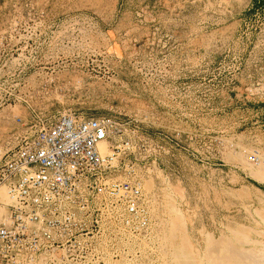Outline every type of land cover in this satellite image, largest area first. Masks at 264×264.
Segmentation results:
<instances>
[{
  "label": "rangeland",
  "instance_id": "374dc122",
  "mask_svg": "<svg viewBox=\"0 0 264 264\" xmlns=\"http://www.w3.org/2000/svg\"><path fill=\"white\" fill-rule=\"evenodd\" d=\"M256 1L196 0L184 13L179 0H0V27L21 28L0 32V41L20 44V63L7 67L23 75L14 87L23 94L0 109V149L16 141L15 116L62 110L131 114L158 137L195 129L199 158L169 150L151 171L159 170L152 188L162 196L168 264H213L227 254L214 245L224 239L262 257L264 181L253 176L260 165L247 154L264 152V93L243 91L251 69L233 90L208 80L225 48L239 51L232 32L264 2ZM175 208L185 225L171 233Z\"/></svg>",
  "mask_w": 264,
  "mask_h": 264
},
{
  "label": "built area",
  "instance_id": "2783aa9c",
  "mask_svg": "<svg viewBox=\"0 0 264 264\" xmlns=\"http://www.w3.org/2000/svg\"><path fill=\"white\" fill-rule=\"evenodd\" d=\"M233 40L239 51L225 48L208 80L233 90L251 69L243 91L263 94L264 2L240 19ZM18 48L0 41V109L23 94L14 90L21 71L7 67L20 63ZM15 122L16 141L0 155V264H166L156 202L142 180L169 150L199 158L195 129L173 127L158 137L131 114L74 110ZM247 157L264 167V152Z\"/></svg>",
  "mask_w": 264,
  "mask_h": 264
},
{
  "label": "bare ground",
  "instance_id": "6f19581e",
  "mask_svg": "<svg viewBox=\"0 0 264 264\" xmlns=\"http://www.w3.org/2000/svg\"><path fill=\"white\" fill-rule=\"evenodd\" d=\"M2 152V150L0 149V153ZM232 156V155H231ZM242 159V158H241ZM248 159V158H247ZM243 160V159H242ZM242 162V161H241ZM244 163V162H243ZM252 163V162H251ZM259 165V164H258ZM251 167H252V165H251ZM156 170H154L155 172L153 173V175H151V173H150V175H148L146 178H144L143 180H142V185H143V187L153 196V198H154V202H156L155 204H154V217H155V224H156V229H157V231H156V233H157V237H158V239L160 240V242H161V225L159 224V216H161L159 213H160V209H161V198H162V196L160 195V188L159 187H157L156 188V190L155 189H153L152 187H153V182H154V178H155V174L159 171L157 168H155ZM252 170V169H251ZM252 173H254V175L253 176H255V177H258L259 178V180L261 179V180H263L264 181V167L263 166H259L258 168L256 167V170L255 171H253ZM156 191V192H155ZM181 196V195H180ZM0 197L3 199V200H6V193H5V191L3 190V189H0ZM171 199V198H170ZM169 205V204H168ZM175 205H173V207H174ZM173 207H172V209H173ZM162 211H163V209H162ZM166 211V210H165ZM164 213V212H163ZM165 214H167V213H165ZM264 215V214H263ZM163 219H165V218H163ZM263 219V218H262ZM168 222V221H167ZM169 222H170V226H171V228H170V226H169V228L170 229H168L169 231H171V233H174V232H176V231H181V232H183V229H184V225H185V220L181 217V215H180V213L178 212V209L176 210V208H175V211L174 212H172V214L169 216ZM160 226V227H159ZM241 232V231H240ZM170 233V234H171ZM178 233V232H177ZM164 234V233H163ZM170 234L168 235V236H170ZM237 234H238V232H237ZM240 234V233H239ZM260 234V233H259ZM241 235V234H240ZM179 236V235H178ZM173 237H174V235H173ZM181 237H182V235H181ZM186 237V236H185ZM178 238V237H177ZM184 238V237H183ZM211 238V237H210ZM210 238H209V240H210ZM164 240H165V236H164V238H163ZM162 239V240H163ZM169 240L170 239H172V238H168ZM174 239H175V237H174ZM248 239V238H247ZM187 240V239H186ZM208 240V241H209ZM166 241V240H165ZM229 241V240H228ZM228 241L227 242H225V239H224V241H218L216 244H214L215 246H220V248H222V249H224V250H227L226 252H227V254H225L224 256H220L219 258H217L216 256H214L215 258H217V259H219V260H214V259H212L210 256H209V258L210 259H212L214 262H212V260H210L211 262L210 263H213V264H264V255L262 254V257H259V256H257L256 255V253H254V250H253V247H250V248H248V250L246 251V249H241V250H239V249H235L233 246H231V245H229V247H228V244H230V243H228ZM239 241V240H238ZM186 243L188 242V241H185ZM169 243H171V241L169 242ZM172 243H173V240H172ZM228 243V244H227ZM161 244H163L162 242H161ZM182 244V243H181ZM188 244V243H187ZM218 244V245H217ZM247 244V243H246ZM171 245V244H170ZM189 245V244H188ZM245 245V244H244ZM173 246V245H172ZM183 246V245H182ZM181 246V247H182ZM184 246H185V244H184ZM183 246V247H184ZM187 246V245H186ZM232 248H231V247ZM252 246V245H251ZM191 247V246H190ZM210 247V246H209ZM262 249H264V246L262 245ZM170 248V247H169ZM217 248V247H216ZM176 249V248H175ZM179 249V248H178ZM177 249V250H178ZM207 249V248H206ZM211 249V248H210ZM218 249V248H217ZM162 250H164V252H165V254H166V264H168V257H167V253H166V251H167V248H166V246H164V248H162ZM183 250V249H182ZM257 250H259V249H257ZM257 250H256V252H257ZM261 250V249H260ZM191 251V250H190ZM209 251V250H208ZM207 251V252H208ZM217 250H215V252H216ZM262 251H264V250H262ZM261 251V252H262ZM183 252H185V251H183ZM225 252V251H224ZM224 252H222L223 254H224ZM179 253L181 254V252L179 251ZM218 254V253H217ZM168 255H170V254H168ZM216 255V254H215ZM176 256V255H175ZM181 256V255H180ZM179 256V257H180ZM183 256V255H182ZM260 256H261V254H260ZM174 257V256H173ZM177 257V256H176ZM187 257V256H186ZM186 257H184V259L186 258ZM206 257V256H205ZM182 259V258H181ZM180 259V260H181ZM179 260V259H178ZM206 261L208 260V257H206V259H205ZM173 261H176L175 259L173 260ZM186 261V264L188 263V262H190L189 260H185ZM188 261V262H187ZM205 261V262H206ZM209 262V261H208ZM179 264H183V263H179ZM205 264V263H204Z\"/></svg>",
  "mask_w": 264,
  "mask_h": 264
},
{
  "label": "crops",
  "instance_id": "0c3cea01",
  "mask_svg": "<svg viewBox=\"0 0 264 264\" xmlns=\"http://www.w3.org/2000/svg\"><path fill=\"white\" fill-rule=\"evenodd\" d=\"M195 1L196 0H179L178 4H180V11L185 13L186 11H188L191 8L194 9L197 6ZM258 1L261 2V0H257L256 3ZM185 16H186V14H185ZM233 34H234V31L232 32V36H233Z\"/></svg>",
  "mask_w": 264,
  "mask_h": 264
},
{
  "label": "trees",
  "instance_id": "16d2710c",
  "mask_svg": "<svg viewBox=\"0 0 264 264\" xmlns=\"http://www.w3.org/2000/svg\"><path fill=\"white\" fill-rule=\"evenodd\" d=\"M261 1H263V0H261Z\"/></svg>",
  "mask_w": 264,
  "mask_h": 264
}]
</instances>
